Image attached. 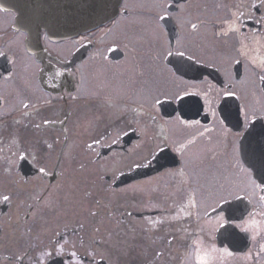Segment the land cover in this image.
<instances>
[{"label":"flooded vegetation","instance_id":"af4514ba","mask_svg":"<svg viewBox=\"0 0 264 264\" xmlns=\"http://www.w3.org/2000/svg\"><path fill=\"white\" fill-rule=\"evenodd\" d=\"M256 2L258 3V0ZM161 3L168 5L170 14L157 7ZM252 3L253 0H122L118 13L106 23L62 39H53L47 31L42 30L41 43L37 40L36 46L29 44L28 31L16 28V13L0 6V51L5 53L0 55V96L5 98L0 111L15 109L11 110L10 114L0 116V264H15V261H10L7 257L18 251L19 246L15 243V238L24 230V223L28 219L25 216L27 205L32 203L30 197L51 191L63 169L71 170L72 167H78L79 161H86L83 145L85 141H91L84 125L95 115L104 113V107L100 100H71L73 95L78 94L81 81L84 82L85 89L105 81L110 85L105 92L111 91L112 85L119 87L121 84H134L137 91L144 89L143 96L148 94L149 89L154 91L156 88L165 87L163 81L151 69L150 57L155 48L151 31L154 21L158 19L157 14L164 17L160 24L169 43L174 45L177 37H181L190 50L201 59V63L196 66L200 69L199 76L186 79L203 78L217 88L226 87L231 83L232 90L236 92V96L224 97L216 103L217 117H212L204 111L196 115L194 110L185 116L186 119H200L206 127L216 128L213 134L215 137L220 134L221 129L216 127L214 121L223 118L225 113L221 109L225 107V101L227 102V112L230 115L225 125L232 134L223 143L215 138L198 139L187 153V158L193 161H205L204 176H207L209 171L219 178L226 175L225 169L232 157L231 143L235 138L234 134L241 130L233 126L235 120L237 116L243 120L242 108L245 104L255 110L256 118H261V111H264V84L259 80L258 72L249 73L247 61L240 64L232 62L229 51L232 39L216 37L214 33L220 31V22L229 14L230 9L235 10L234 6H241L246 17L249 12L257 18L264 15V9L252 10L247 7ZM181 4L187 8L185 19L200 25L198 31L193 32L190 23L181 27L177 19ZM245 25L242 29L245 32L264 31L251 19L245 18ZM249 55L256 57L258 61L259 58H264V40H261L259 45H251ZM163 63L161 61V66ZM141 70L145 73L142 78L138 77ZM45 100L51 101V104L45 105ZM136 100L137 103H143L141 97ZM21 101L31 102L39 109L38 114L33 113L36 123L42 124L45 119L55 123L47 127L42 125L39 131L31 127L22 129L27 142L36 145L42 158L39 165H34L31 157H28L16 166L15 174L9 176L4 172V158L11 157L16 151L9 133L15 130L14 119L20 118ZM118 103L122 106H136L127 97L118 100ZM144 107L148 105L144 104ZM177 107L176 104L165 105L159 113L154 114L167 120L171 118L169 115L172 109ZM175 114L172 113L173 116ZM66 117V123L61 125L59 121L65 120ZM131 118V113H125L123 116L111 117V122L125 128L124 121ZM132 127L144 129L145 134L141 136L130 133L111 149H99L101 157L98 160L108 169L105 180L112 182V173L116 172L118 180L114 182V186L117 188L128 185H142L145 189L155 188L156 192L152 194L151 200L152 203H157L158 207L145 209V203H149L147 196L143 197L142 205L139 203L142 199L140 195L130 199L128 210L133 212L134 220L141 227H138L135 233L124 236L120 247L105 253V264H198L195 258L196 245L192 243L198 237L203 240V245L200 246L202 250L214 242L217 247H229L233 252L230 257L215 254L211 264H264V256L257 257L260 245L264 244V231L256 240L250 239L251 234L236 233L227 240L215 233L213 240L208 232L200 230L194 219L189 222H172L165 219L175 211L173 202L181 199L182 193H177V188L187 187L181 184L182 177L165 175L166 172L181 167V157L168 148L167 158L160 159L152 167L129 170L127 165L132 157L128 150L138 142H144L150 147L153 135L147 120L139 126L133 124ZM182 134L178 128L169 132L170 136L179 137ZM43 140L53 143L54 150H47ZM148 147L143 150L147 152ZM66 153L70 154L74 161L69 160ZM113 153L116 155L113 156ZM239 157L243 160V152L239 153ZM38 166L46 167L49 175L41 176L37 170ZM94 168L95 166H90V172L93 173L89 175L90 180L96 178ZM117 169L125 175L121 176ZM25 180L28 183H25ZM3 195H9L11 200L4 202ZM170 205L172 207L169 208ZM244 206L240 205L242 209ZM144 218L164 219L165 223L148 232L142 227ZM260 219L257 217V220ZM173 236L179 239L169 246L167 240ZM157 252L163 255L157 256ZM38 255V248L31 250L25 256L23 264H35L34 257ZM109 256L110 259L107 258ZM96 259L99 261L100 256ZM59 261V257H53L46 261V264H59Z\"/></svg>","mask_w":264,"mask_h":264},{"label":"snow or ice","instance_id":"6c2138e0","mask_svg":"<svg viewBox=\"0 0 264 264\" xmlns=\"http://www.w3.org/2000/svg\"><path fill=\"white\" fill-rule=\"evenodd\" d=\"M157 7L168 13L167 4L161 3ZM234 7L235 10L230 9L229 14L222 19L220 31L214 35L231 38L233 43L229 51L232 62L240 64L247 61L249 73L258 72L259 80L264 84V58H259L258 61L256 57L249 55L251 45H259L261 40H264V31L242 30L246 27L245 18L251 19L254 24L264 29V15L257 18L249 12L246 17L241 6ZM247 7L252 10L264 9V0H258V3L253 0ZM186 12V5L181 4L177 13L181 27L190 23L191 30L198 31L200 25L185 19ZM157 16L158 19L154 21L151 31V38L155 44L150 57L151 69L163 81L165 87L156 88L154 91L149 89L148 94L143 96L144 89L137 91L134 84L127 86L121 84L119 87L112 85V90L105 92V89L110 87L105 81H100L88 89H85L84 82L81 81L78 94L73 95L71 100L73 102L82 99L100 100L104 113L95 115L84 125L91 141H85L83 145L86 161H79L78 167H72L71 170L63 169L51 191L30 197L32 203L27 205L25 216L28 219L24 223V230L15 238V243L19 246L18 251L7 257L10 261H15V264H23L25 256L37 248L39 255L34 257L35 264H46V261L53 257L60 258L59 264H105V253L120 247L124 236L135 233L137 228L141 227L134 220L133 212L128 210L129 201L140 195L142 199L139 203L142 205L143 197L147 196L150 201L156 189H145L142 185L115 187L114 182L118 180L116 172L112 173V182L105 180L108 169L99 163L98 158L101 157L99 149H111L130 133L143 136L145 130L132 125L139 126L145 120L150 122L153 132L152 144L148 147L144 142H138L130 148L128 152L132 158L127 167L129 170L150 168L160 159H166V149L171 148L181 157V167L166 172L165 175L182 177L181 184L187 185L184 188H177L176 192L182 193L181 199L173 202L175 211L165 219L172 222L182 220L189 222L194 219L200 230L207 231L213 240L215 233L225 237V240L233 233L251 234L250 239L256 240L264 231V136L255 148L247 146L250 139L256 135L255 110L245 104L242 108L243 120L241 121L239 116L235 120L233 126L241 130L234 134L235 138L231 143L232 157L228 160L226 175L219 178L209 171L208 175L204 176L205 161H193L187 158V153L198 139L215 138L223 143L232 134L225 125L230 115L227 112V102L225 101V107L221 109L225 113L223 118L214 121L216 127L221 129L218 136H213L216 128L206 127L200 119H186L185 116L194 110L196 115L204 111L212 117H217L216 103L224 97L236 96V92L232 90L231 83L226 87L217 88L203 78L186 79L190 76H199L200 69L196 66L201 63V59L190 50L181 37H177L174 45L170 44L160 24L164 17L158 14ZM0 55L5 53L0 51ZM161 61L164 62L163 66ZM144 75L142 70L138 73L140 78ZM229 79L231 80V74ZM247 79L246 77L245 82ZM126 97L136 106L131 104L122 106L118 103V100ZM137 97H141L143 103H137ZM4 103L5 98L0 96V108ZM21 104L20 118L14 119L15 130L9 133L16 151L11 157L4 158L6 164L4 172L9 176L14 175L16 166L21 161H26L28 157H31L34 165H39L42 158L36 145L27 142L22 129L31 127L39 131L42 125L47 127L55 123L47 119L43 120L42 124L36 123L33 118L34 112L39 113L36 105L25 101H21ZM44 104L50 105L51 101L45 100ZM144 104L148 107H144ZM171 104L178 107L172 109V113L176 114L173 116L171 113L170 119L164 120L154 114L159 113L162 106ZM11 110L0 111V116L10 114ZM125 113H131L132 116L130 120L124 121L125 128L111 122V117L123 116ZM261 118H264V111H261ZM66 121L67 117L59 123L63 125ZM177 128L183 134L179 137L170 136L169 132ZM42 143L47 150H54V144L48 140H43ZM144 147H148L147 152L143 150ZM240 152H243V160L239 157ZM65 155L74 161L70 154ZM115 155L113 153V156ZM90 166H95L96 178L92 180L89 179V175L93 174L90 172ZM37 170L43 177L49 175L46 167L38 166ZM120 175L123 176L125 173L120 171ZM25 183L28 181L25 180ZM2 200L9 202L11 197L3 195ZM241 204L245 205L243 209L240 207ZM152 207L156 208L158 205L153 204ZM257 217L261 219L257 220ZM164 223V219L144 218L142 227L145 231L151 232ZM178 239L179 237L173 236L167 240V244L171 246ZM192 243L196 245L195 258L198 264H208L215 258V254L229 257L233 255L229 247H217L214 242L202 250L200 246L203 245V240L199 237ZM156 255L161 256L163 253L157 252ZM97 256H100L99 261L96 259ZM259 256H264V244L260 245L257 253V257ZM107 258L110 259V256Z\"/></svg>","mask_w":264,"mask_h":264},{"label":"water","instance_id":"95a60500","mask_svg":"<svg viewBox=\"0 0 264 264\" xmlns=\"http://www.w3.org/2000/svg\"><path fill=\"white\" fill-rule=\"evenodd\" d=\"M121 2L122 0H0V5L17 12L18 27L29 32L43 28L54 38H64L107 22L117 14ZM255 123L256 135L251 141L257 146L261 140L260 135L264 136V124L259 120Z\"/></svg>","mask_w":264,"mask_h":264},{"label":"rangeland","instance_id":"374dc122","mask_svg":"<svg viewBox=\"0 0 264 264\" xmlns=\"http://www.w3.org/2000/svg\"><path fill=\"white\" fill-rule=\"evenodd\" d=\"M176 196H178V195H176ZM176 201H178V199L176 200ZM148 204L147 203H145V209H147V208H152V205L154 204V203H152L153 201L152 200H148ZM168 202V201H167ZM169 203V202H168ZM157 204V203H156ZM170 208V207H169ZM176 226H178L177 224H175ZM207 232V231H206Z\"/></svg>","mask_w":264,"mask_h":264},{"label":"clouds","instance_id":"9594fccd","mask_svg":"<svg viewBox=\"0 0 264 264\" xmlns=\"http://www.w3.org/2000/svg\"><path fill=\"white\" fill-rule=\"evenodd\" d=\"M208 264H211V261H209Z\"/></svg>","mask_w":264,"mask_h":264}]
</instances>
